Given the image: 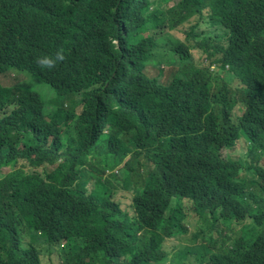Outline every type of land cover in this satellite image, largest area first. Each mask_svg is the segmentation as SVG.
Here are the masks:
<instances>
[{"label": "trees", "instance_id": "obj_1", "mask_svg": "<svg viewBox=\"0 0 264 264\" xmlns=\"http://www.w3.org/2000/svg\"><path fill=\"white\" fill-rule=\"evenodd\" d=\"M169 3L0 0V264H161L190 232L179 263L264 264V0Z\"/></svg>", "mask_w": 264, "mask_h": 264}, {"label": "rangeland", "instance_id": "obj_2", "mask_svg": "<svg viewBox=\"0 0 264 264\" xmlns=\"http://www.w3.org/2000/svg\"><path fill=\"white\" fill-rule=\"evenodd\" d=\"M156 1L159 0H153V3H155ZM175 0H169V6L173 5V2ZM182 29V30H181ZM206 33H210L212 34L211 36H216L218 38H220L222 40V36L224 35V30H221L217 27H212L209 30L206 31ZM145 36V35H143ZM184 35H183V27H181L179 30H170L168 32V34L166 36H164L161 40H159V44L160 46L158 48L155 49V52L150 56L151 60H154L155 63H157L159 65V67L152 72V74L155 75H160L161 74V82L162 83H167L169 81V70L171 69V65H167L165 64V61L168 60L172 54L170 52L171 46L173 43L178 42L179 40L184 41ZM193 54L195 56V63L197 65L200 64V57L202 59V55L200 53V51L198 49H194L193 50ZM163 71V73H161ZM225 80L228 81L229 78L225 76ZM27 84L31 87V90L34 92H37L40 97L42 98V100L45 102V106L47 108L50 99L53 98L54 93L52 91V89L45 85V84H41V83H37L33 78H26V80L23 81L22 86L26 87ZM53 95V96H52ZM53 109V108H52ZM52 109L50 111H52ZM238 112H240L238 110ZM237 112V113H238ZM76 132L75 130V126H73L70 129V133L74 134ZM238 150H229L228 151V155H230L232 158L234 159H239L243 162L244 165L249 164L250 162V157L247 154V148H246V143L243 141L240 143L239 147H237ZM259 165L260 166H264V160L260 159L259 161ZM54 167H49L47 169L51 170ZM120 177L118 180H115V184L118 187V193L116 195V200L118 202H120L125 210H133L132 209V204H133V197H134V189H128L126 188L125 184H124V180H125V176L121 173L119 174ZM247 175H251V173L248 171ZM114 181V179H112V182ZM89 188L92 189V185H89ZM194 217V216H193ZM190 220V217H187V219L185 220V223H188ZM195 223L197 222V220H194ZM193 225H196L193 223ZM243 235L246 236V234L244 233ZM32 242L33 246L39 250V246H36V242L35 240L32 238V234H28L25 238V243L26 246L29 245V243ZM200 239L198 241H194L193 239V234L192 232H190L189 235H187L184 239V241H179L177 239H167L164 243V250L167 252V254L169 255V261H166L164 263L161 264H188V262H192L193 264H198V258L194 255V256H190V260L188 262H182L180 261V263L178 262V259H175L177 256H179L180 254L182 255L183 253H186L189 250H195V248H197L200 245ZM67 246V243H66ZM65 247V245H64ZM76 247L75 243H74V248ZM45 248V247H44ZM42 256V260H41V264H53V260L55 259V257L48 258L47 257V253L45 251L41 252ZM55 262V261H54Z\"/></svg>", "mask_w": 264, "mask_h": 264}, {"label": "clouds", "instance_id": "obj_3", "mask_svg": "<svg viewBox=\"0 0 264 264\" xmlns=\"http://www.w3.org/2000/svg\"><path fill=\"white\" fill-rule=\"evenodd\" d=\"M60 58H62V57H60ZM39 63H40L41 65H45V66H49V67H51V64H52V62L49 61V60H47V59L41 60V61H39ZM3 174H4V173H3Z\"/></svg>", "mask_w": 264, "mask_h": 264}]
</instances>
